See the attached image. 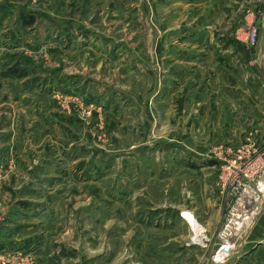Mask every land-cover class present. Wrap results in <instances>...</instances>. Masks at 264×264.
I'll use <instances>...</instances> for the list:
<instances>
[{
  "label": "rangeland",
  "instance_id": "374dc122",
  "mask_svg": "<svg viewBox=\"0 0 264 264\" xmlns=\"http://www.w3.org/2000/svg\"><path fill=\"white\" fill-rule=\"evenodd\" d=\"M262 52L257 0H0V230L54 238L1 242L0 264L129 263L140 239L193 238L186 212L207 264L229 203L214 152L264 150L241 122L250 100L264 121Z\"/></svg>",
  "mask_w": 264,
  "mask_h": 264
},
{
  "label": "crops",
  "instance_id": "0c3cea01",
  "mask_svg": "<svg viewBox=\"0 0 264 264\" xmlns=\"http://www.w3.org/2000/svg\"><path fill=\"white\" fill-rule=\"evenodd\" d=\"M257 2L260 6H262V10H264V0H257ZM261 57L264 58V52L261 53ZM234 105L236 104L234 103ZM255 107H256L255 102L250 100L247 113L244 114V118H242L241 120L242 125L248 131L255 130L259 132H264V121H263L262 111H259V114L255 113L256 112ZM233 116L232 119L236 120L237 117H233ZM12 122L10 124H12ZM26 206L27 204L23 203L22 207L24 208ZM184 214H190V213L186 212ZM5 224H6L4 226L5 228H1L0 230V243L4 242L5 247L6 246L11 247L10 249L15 248L14 249L15 252H17L20 255L22 253L32 254V255L35 254L36 257H38L39 252L41 250H47L48 248L46 247L49 246V244L54 239L53 237H45L42 239L41 237L37 236L39 232L29 233V229H33L34 226H32V224H30V222H28L27 220L20 222L18 230L15 235L14 234L11 235L10 233L11 223L7 221ZM189 224L190 227L192 228L191 223ZM36 225H38V223ZM37 227H38L37 231H41V230L43 231L45 228L47 229V226H37ZM51 228H53V226ZM7 229L10 230L6 231ZM191 231L194 234L193 238L185 237L178 239L177 238L169 239L170 243L178 244L180 246L171 247L170 249L167 250L164 249V252H154V250L159 249V245L163 240L155 239L153 240V243L148 244L149 248L145 249L142 246L143 239H140L141 242L136 244V246L132 248L130 253H127V255L130 257L129 263H127L126 262L127 260L124 258L125 254H120L111 264H203L204 263V259L202 256L203 249L204 248L210 249V251L213 252L214 251L213 245L210 244V242H207L206 247L200 244L201 243L200 233H199L200 228L198 226L196 228V231H194L193 228ZM3 232H5V236L2 238ZM263 236H264V206L252 230L246 236V239H244L243 243L246 244L247 246L244 247L241 252H238L237 254L235 252V256L233 254L234 256L233 264H264V250L261 247H258V249H256V247H253V245L256 244L258 241H260L263 238ZM132 241H139V238L132 239ZM162 245H168V242H163ZM53 255L54 254L52 253H48L46 255V258L39 260L41 262L39 263L37 262V264H46V263L48 264L49 263L48 257H51ZM87 255L91 257L89 261L94 260V263L91 264H109V262H106V260L103 258V255H95V256H92L91 254H87ZM233 256L231 254L229 256L228 261L232 259ZM206 263L220 264L215 262L211 256L209 260L206 261Z\"/></svg>",
  "mask_w": 264,
  "mask_h": 264
},
{
  "label": "built area",
  "instance_id": "2783aa9c",
  "mask_svg": "<svg viewBox=\"0 0 264 264\" xmlns=\"http://www.w3.org/2000/svg\"><path fill=\"white\" fill-rule=\"evenodd\" d=\"M247 37L253 46L257 37L254 27H250ZM245 147L244 153L214 152V158L220 162L218 181L221 191L229 201L226 218L217 237L219 247L213 257L220 264L226 262L235 244L249 234L264 206V150L251 152L254 145ZM260 243L264 248V236Z\"/></svg>",
  "mask_w": 264,
  "mask_h": 264
},
{
  "label": "bare ground",
  "instance_id": "6f19581e",
  "mask_svg": "<svg viewBox=\"0 0 264 264\" xmlns=\"http://www.w3.org/2000/svg\"><path fill=\"white\" fill-rule=\"evenodd\" d=\"M183 215H184V214H183ZM184 218L187 219V220L189 221V223H191L193 230L196 231V228H197V227H196V225H195V223H194V221H193L192 216H191L190 214H185V215H184Z\"/></svg>",
  "mask_w": 264,
  "mask_h": 264
}]
</instances>
